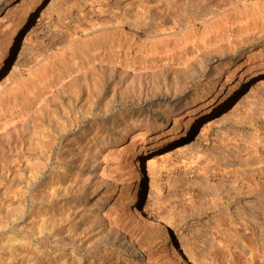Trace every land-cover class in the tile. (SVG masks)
Instances as JSON below:
<instances>
[{
    "label": "rangeland",
    "instance_id": "1",
    "mask_svg": "<svg viewBox=\"0 0 264 264\" xmlns=\"http://www.w3.org/2000/svg\"><path fill=\"white\" fill-rule=\"evenodd\" d=\"M50 1L41 0L34 5L21 0H0V86L6 85L7 78L15 71L19 81L28 79L26 75L37 62L46 70H43L44 74L41 72L42 76L23 82L21 91L11 92L7 97L4 94L10 89L8 87L0 94L2 123L11 122L14 115H23L12 121L15 126H0V264H85L87 260L91 264H148L161 261L165 256L161 250L164 243L183 255V264H258L257 254L264 246V185L259 197L241 199V210L237 208L238 204L230 206L228 213L235 220L231 223L229 216L223 221L214 209L203 215L195 214L208 204L210 191L219 181L193 175L189 168L199 158L201 162L208 158L213 161L225 154L229 161L222 167L228 170L238 167L239 158L251 157L246 160L251 165L241 166L246 170L244 174L254 173L253 168L260 165L256 162V155L246 152L249 149L245 148V143L262 138L264 144V0L246 4V13L234 9L226 16L214 17L163 14L156 15L149 24L142 26L141 23L113 26V20L119 17L134 20L136 16L154 14L156 7L164 8V0H92V8L96 9L94 13H86L84 17H78L76 13V17L73 15L62 20V45L47 38L45 18L41 14ZM178 1L180 9L202 12L215 11L226 2ZM94 21L105 26L80 38H71V34L91 27ZM8 23L14 26L10 32L5 30ZM131 62H135L138 68H147L149 74L145 78L151 89L159 88L152 90L162 98V104L156 113L151 114V126L142 137L133 138L138 130L122 133L129 127V113L117 112L106 118L104 124L109 127L114 125L113 121L118 123L108 136L112 148L130 160L121 170L116 169L114 163L119 155L116 154L117 157L110 162L112 170L102 173L107 180L104 184L99 173L108 151L100 152L99 161H102L98 169L85 161L87 150L84 147L93 132L103 128L101 116L96 120L86 116L93 110L89 93L95 90L92 85L101 87L106 75L110 81L119 82L122 66L126 68ZM259 64L262 70L257 73L255 70ZM60 80L67 83L61 98L70 94L76 84V90L79 86L82 88L77 90L78 100H73V105L65 110L68 112L66 117L61 111L58 114L60 107L54 112L50 110L36 115L38 96L46 92L49 95L48 91L53 89L50 87L61 86ZM111 95L112 91L106 93V99L110 100ZM90 106L92 109L89 110ZM194 106L197 118L186 128L174 129L173 119H181L186 112H193ZM81 116L86 118L70 124V119H81ZM22 120L24 124H19ZM53 134H57L54 153L59 154V162H67L57 164L56 170L52 168L54 159H47V155L41 152ZM224 144L230 147L226 148ZM237 144L239 148L235 146ZM8 145H11L9 149ZM262 147L256 149V154L261 157L264 156ZM45 148L47 153L48 144ZM144 149H149L147 155ZM238 151H241L239 156ZM39 152L46 160L30 182V191L21 199L15 195L16 190L23 187L19 182L20 174L26 162L37 157ZM261 161L264 163V157ZM136 170L141 173L138 180L134 177ZM82 176L90 182L84 189ZM256 180L261 187L264 175L256 176ZM200 182L211 188L202 192ZM128 183L140 189L141 200L135 205L137 213L156 228L139 233L141 248L125 253L112 240V231L105 222L97 220L99 224H94L96 229L90 235L88 226L83 223L91 216V211L103 204L105 209L117 213L131 198L133 187L128 189ZM225 184L229 185V181ZM54 187L57 189L55 198L51 193ZM169 194L174 198H170L171 202H164L166 210L173 211L172 204L175 211L166 216L169 221H158L156 205ZM191 201L197 209L183 211ZM12 206L16 208L11 210ZM19 206L22 207L21 215L15 216L11 224L4 225L6 216L17 211ZM181 214L185 216L183 220ZM130 220L133 223L128 226L126 222L130 221H123L125 229L122 226L119 232L120 238L125 235L126 244L135 241L131 230L137 221ZM107 235L112 241H106ZM11 244L21 247L12 248ZM252 252H256L255 258Z\"/></svg>",
    "mask_w": 264,
    "mask_h": 264
},
{
    "label": "bare ground",
    "instance_id": "2",
    "mask_svg": "<svg viewBox=\"0 0 264 264\" xmlns=\"http://www.w3.org/2000/svg\"><path fill=\"white\" fill-rule=\"evenodd\" d=\"M40 1L41 0H21V2L34 4V5L39 3ZM164 1H165L164 2V8L156 7L154 9V11H155L154 14H151V15L144 14L145 16H136L137 18H135L134 20H126V18H120V17L119 18H115L113 20V21H115L113 23V26H123V25H126V24H133L134 25L136 23H141L140 26H142V24H146L147 25V24H149L148 22L150 21V19H152L156 15H163V14H169L171 16H179L181 14H187V16L194 15L196 17H214V16H217V15H220V14L226 16V15L229 14V11H233L234 9L243 10L242 12L246 13L248 11V7L245 6V5L250 3V2H252V1H257V0H224L226 2H225L224 5L222 4L223 6L221 8H218L215 11H209V12H202V11H199V10H187V9L185 10L184 8L180 9L178 7V5H180L178 0H164ZM93 5H94V3L92 2V0H52V1H50L48 6H47V8L44 10L45 12H43L41 14L42 17L45 18L43 20H45V28H46L47 38L53 43H58V44L62 45L63 44V40H62V37H61L62 35H61V27H60L62 20L66 19V18H69V17H71L73 15H74V17H76L75 16L76 13L78 14L77 15L78 17H80V16L84 17L86 13H91V12L94 13V11H96V9L93 10V8H92ZM88 6H89V9H87ZM86 11H88V12H86ZM98 11L101 12L100 9ZM99 12H98V14H99ZM93 23L94 24H92V26L90 25L91 27L81 28L79 30V32H76V33L74 32L73 34H71V38H74V39L75 38H80L82 35H86L88 33L96 32L102 26L103 27L105 26L104 24H99L98 22H95V21ZM13 27H14L13 25H10L8 23L7 27L5 28V30L7 32H10V31L13 30ZM0 30H2V29H0ZM112 30H114V29H112ZM107 32H108V30H107ZM105 34L108 35V33H105ZM108 37L111 39V37L109 35H108ZM134 64H135V62H131V64L127 65L126 68L125 67L123 68V66H122V70H120V72H121L120 77L121 78H120L119 82H117V80H115L114 82L110 81L111 78H106L107 77V75H106L104 80L101 79L102 80L101 87H100V84H99L100 82L97 81V82H99L98 84H99L100 88L95 87L91 83V85L93 86L92 88H95V90L93 92H91V94L89 93V97H90V99L92 101L91 103L93 105V110L88 111V114L86 116L87 117H94V119L97 116H99V117L101 116V118L103 120L100 121V122L103 123L102 124L103 128L100 129L99 131H94L93 132V137L90 139L89 143L87 144V146H86L87 148L84 147L85 150H87V154L85 153L86 156L85 155L84 156H85V161H86L87 165L90 166L92 164L91 167L94 166V167H96V169H98V168H100L99 162L102 161V160L99 161V159H101L100 152L104 151V150L108 151V153L106 152L107 156L103 159V162H105V165L104 166L101 165L102 166V168H101L102 172L100 170L101 173H99L100 180L104 184L107 182V180H106V178L103 177L102 173H104L106 170H112L111 166L113 164L110 163V162H112L111 160L113 159V157H117L118 156V159L115 158L116 161L114 160L115 161L114 164L116 165V166L115 165L114 166L116 167V169H120V170H121L122 167L126 166V164L130 160L129 157H127L126 155H125L126 157H122L119 154L120 152L116 153V151L112 148L113 143L109 139L108 136L109 135L111 136L110 133H112V131H113V129H111V128L115 127L118 123L115 124V122L113 121L114 125L109 127V126H107V124H104L107 121L106 118H108V116H111V117L115 116L117 114V112H122V113L123 112L124 113L127 112V113H129V116L131 118L130 121H129V127H127L124 131L122 130V133L124 134L127 131H131V130H133V131L135 130L136 131V130H138V133H136V135L133 136V138H136V137H138L140 135H141L140 137H142L144 134H146V132L149 130V127L151 126V122H150L151 121L150 120L151 114L156 113L160 109V105L162 104V98L160 96H156L158 94L155 93L156 91L154 92V90H152L155 87L152 86L153 88L151 89L150 88L151 84H150V87H149L148 81H147L148 79L146 80V78H145V76H147L149 74V72L146 71L147 68L146 67L138 68L137 67L138 65L136 66ZM120 65H122V64H120ZM43 70H45V69H43V67L41 68L40 63L37 62L33 66L31 72L28 75H26L29 78L27 77L28 79H24L22 81L18 80V76H17V73L15 71L16 74L12 73L11 76H9L7 78V80L5 82L6 85L4 84L3 86H0V94L3 93L4 91H6L8 87H10V89L4 94L7 97L10 95L11 92L12 93L14 91L18 92V90L21 91L22 87H24V85H22L23 82H24L23 84H25L28 80H34V78H36L37 76H39V77L42 76L41 74L42 73L44 74ZM107 70H109V69H107ZM261 70H262L261 64H259V66L255 70V72L258 73ZM109 71H112V70H109ZM109 71H106V73L107 72L110 73ZM13 72H14V70H13ZM120 72H118V73L120 74ZM109 75H112V74H109ZM117 78H119V77L117 76ZM240 78H242V77H240ZM59 82H61V86H59V87H55L54 86L55 88L54 87H50V88H53V89L48 91V92H50L49 95L47 94V92L45 93L46 95L40 93L41 95L38 96V98H37V100L39 101L38 102V106L36 108V111L34 112L36 115H41V113H43L44 111L48 112V111L51 110V111L54 112V110H57L60 107V109L58 110V114H60L59 111H61V113L63 112V117H66V114L68 112L65 111V110H68V106L69 105H73V100H78V97L76 96V94L78 93L77 90H78V88L80 86L76 90L75 89L76 88V84H75V86H74L75 88H73L72 92L70 94H67L62 99L61 98L62 95H63L62 89H63L64 85H67V83H64V80L63 81L60 80ZM91 85H90V88H91ZM174 85H176V84H174ZM163 86H165V85H163ZM176 86H178V85H176ZM85 87H86V85H85ZM155 89H157V88H155ZM109 91H112V95H111L112 97L110 96L111 99L107 100L106 99V93H108ZM153 93H155V94H153ZM152 95H154V96H152ZM175 97L176 96H174L173 99H175ZM75 103H76V101H75ZM91 106L88 108L89 110H90ZM117 106H124L125 108L124 107L123 108L122 107L118 108ZM74 107H75V104H74ZM195 108H196V106H194L193 112L192 111L191 112H186V114H184V116H182L181 119L174 118L173 119V121H174V129H178L181 126L186 128L188 123H190L191 121L195 120L197 118L196 114H194V112L197 110V108L196 109ZM53 112H52V114H53ZM22 116H21V114L14 115L11 118V120L12 121L16 120L17 117L21 118ZM84 116H81L82 117L81 119H79V118H74L73 120L70 119V124H72L73 121L74 122L76 121V122L79 123L80 120H83L84 118H86ZM12 121L9 122V120H6L3 123L0 121V126L1 125H6V124L15 126V123L12 122ZM21 122H24V120L19 122V124H24V123H21ZM68 124H69V121L67 122L66 125H68ZM110 124H111V122H110ZM263 124H264V120H263ZM21 126H23V125H21ZM13 128H16V127H13ZM55 136H57V134H53L52 139H50L51 141H49L47 143L48 144V152H47L48 154L46 153V151H44V148L47 146V144H46V146H44V148H42L43 151H41V152H43V154L45 153L47 155L46 156L47 159H49V158H50V160H52V158L54 159L53 163L55 164V166L52 167L53 170L57 167V164L61 163V165H63V164L67 163V162L65 163L64 161L59 162V160H58L59 159V154L58 153L57 154L54 153L55 149H56V139L54 138ZM139 139H141V138H139ZM262 143H263V139L262 138L256 139L255 142H247V143H245V148L249 149L246 152H249L250 155L252 154V156L256 155V157H257L256 158L257 159L256 162H258V164L260 163V165L255 166V168H253V170H254L253 172L254 173H251V174H246L245 173L246 174L245 175L244 172L246 170H245V168L241 167V166H244V165L246 167L251 165L250 164L251 162H249V163L246 162V160L248 161V159H250L251 157L246 159V160L245 159L243 160V159L239 158V161H238V159H237L238 167L237 168L235 167L236 169H234V170L232 168H231V170H228L225 167L223 168L222 167L223 163H226V162L228 163V161H229V159L227 158L226 154H225L226 156L225 155H223V156H217L216 155L217 156L216 160H213V161L211 159H209V158H208V160H206V162H204V160H203L204 163L201 162L202 159L200 160V158H199L198 161H196V164L193 165V167L189 168L190 170H193V175H197L198 174V177H202L205 180H209L210 178H214V179H217L219 181L215 185H213L214 187H212V189L210 191L212 194L210 193L211 196L208 197V200H207L208 204H206L208 206H206V205L204 207L200 206L201 208L197 212H195V214L198 213V214H202L203 215L206 211L208 212V210L214 209L216 212H219L220 218L222 220L223 219L226 220L225 216L226 217L229 216V217H227V218H230V219H228V220H230L229 222L233 223L235 220H234V218H232V215L230 213H228L230 206H232L234 204H238L237 208L240 209L239 208L240 207L239 203H240L241 199H243L244 197H246V196H258L259 197V194L261 193V189L263 188L264 182H263L262 186L260 187L259 186L260 183L256 180V176H263L264 175V163H262V161H261L262 157H264V156L261 157V154H259V155L256 154V151H257L256 149H257L258 146H263L262 148H264V144H262ZM223 146H225L227 148L229 146V144L228 145L224 144ZM235 146L237 148H239L238 144L235 145ZM9 147H11V145L10 146L8 145L7 148L9 149ZM122 151L124 152V150H121V152ZM41 152H39V155L37 157L33 158V160L31 159V160H28V162H26V164H25L26 166H25L24 170H22L23 172H21V174H20L19 182H21V184L23 183L22 184L23 187L19 186L20 190L17 189L18 191L16 190V192H15L16 194L15 195H19L20 197L19 196L18 197L21 198V199H23V197H22L23 194L27 193L28 190L30 189L29 184L33 180L35 175L37 174V170L39 169L40 165L42 163H44L43 160L44 159L46 160V158L42 155ZM144 152H145V155H147V153L149 152V149H147V150L144 149ZM240 153H241V151L240 152L238 151V153H236V154L239 156ZM263 153H264V151H263ZM106 154H103V155H106ZM116 154H119V155L116 156ZM84 156L82 155V157H84ZM119 156H120V158H119ZM102 157H104V156H102ZM130 164H132L131 161H130ZM84 167H85V165H84ZM63 170H65V169H63ZM114 170H115V168H114ZM113 171H111V172H113ZM66 172H67V170H66ZM86 174H88V173H86ZM140 174L141 173L139 171H137V170L134 171V177L136 178V180L139 179ZM69 175H71V174H69ZM230 177H234V180H229ZM63 178L66 180L65 176ZM76 180H77V178H76ZM84 180H85V178H84ZM79 181H81V179ZM226 181H229V185L225 184ZM82 182H83V180H82ZM89 183H88V179H86L85 182L82 185V188L84 189V188L88 187L90 185ZM131 183H128V185H127L128 189L133 187L131 189L132 190L131 198L127 199L126 203L121 206L119 211L117 213L115 212L116 214L114 212H111L109 209H105V206L102 203L103 205H100V207L98 206V209L91 211V216L89 218L87 217L88 220L83 223L86 226H88L87 233H88V235H90V232L93 233V231L96 229V228H94V224L97 223V220H101V221L105 222V224H106L105 226L108 227V230L112 231V236L110 234V236L113 238L112 240L116 241L115 243H117V246L120 249H122L125 253H129V251L131 249L133 250V248L134 249L138 248V247L141 248V238L139 237V233H141L142 231H147L148 229H151V228L153 229V227L156 228V225L154 226L152 223H146L145 218L140 216V214L137 213L135 205L141 200L140 199L141 198L140 189L137 188V186H135V185L132 186ZM200 186L203 188V189H201L202 192H204L205 189L208 190L209 188H211V186H209L208 184L205 185L203 183H201ZM200 186H198V187L201 188ZM51 193L53 195V198H55L56 195H57V189L54 187V190H52ZM200 193H201V191H200ZM200 193H198V194H200ZM263 193H264V191H263ZM263 193H262V195H263ZM170 195H172V194H169L168 198H166L162 202H159V205H156L155 212L157 214L158 221H165V220L169 221L166 218V216L169 215V214H173L174 211H175V205L173 206L174 207L173 208L171 206L172 205L171 203H170L171 204L170 207L172 209H174V210L173 211L171 209L166 210V205L167 204L165 205L164 202H167V203L171 202V199L174 198V197H171ZM192 201H191V203L189 202L190 204L189 203H188V205L186 204V206H184L183 207L184 209H182V210L185 211L186 208H188L189 210L194 212L196 206H195L194 202H192ZM19 207H18V210L17 211L15 210V212H13V213H11V211L9 210L11 214H9V216L8 215L6 216V217H8L6 219V221L3 220L5 224L2 222V220H1V222L4 225L11 224L12 221L15 220V219H13L15 216L18 217L17 215H19V216L21 215L19 213L22 212V207H20L21 209ZM15 208L16 207L14 206L13 208H11V210L15 209ZM190 215L194 216V213L193 214L191 213ZM180 216H181V220H183L184 217H185V216L183 217V214H181ZM91 218H94V219L91 220ZM126 219L129 220L130 222H126L127 221ZM130 219H132L134 222H136V221L137 222H136L134 228H132V230H131L132 237H133V239L135 241H133V240H132L133 242L132 241L131 242L127 241L128 243H130L128 245V243L127 244L125 243L126 242L125 241V239H126L125 235L122 238H120L119 237V232L122 229H125V226H123V224H124L123 221L128 223L127 226L133 223ZM171 219H175V218L171 217ZM121 222H123V223H121ZM217 222H219V221H217ZM126 223H125V225H126ZM97 224H99V223H97ZM218 225H220V222L218 223ZM122 226H123V228H122ZM122 234H125V233L122 231ZM91 236H93V235H91ZM91 236H89V237H91ZM107 236H108L107 237L108 239L106 241L107 242L112 241L111 238H109V235H107ZM119 240H121V241H119ZM14 242H16V241H14ZM14 242L12 244H14ZM134 242H136V243H134ZM225 243H226V241H225ZM12 244H11L12 248H14V246H15V248L20 246V245H14L13 246ZM261 249H263L262 252L257 254L258 264H264V246ZM161 250H162V252L165 253V254H163L165 256L162 255L163 257H162L161 261H156V262L148 263V264H183L182 263L184 261L183 260V255L180 254V252H175V251L171 250V248L168 245V243L162 244L161 245ZM5 251H6V249H5ZM188 251H189V249H188ZM17 253H19V252H17ZM255 253L251 254V255H253L254 258L256 257V256H254ZM237 255H238V257L242 256V254H240V255L237 254ZM254 258H250V260H252ZM90 262H91L90 260L89 261L87 260V262L85 264H91ZM251 262H253V261H251ZM247 264H250V263H247Z\"/></svg>",
    "mask_w": 264,
    "mask_h": 264
}]
</instances>
